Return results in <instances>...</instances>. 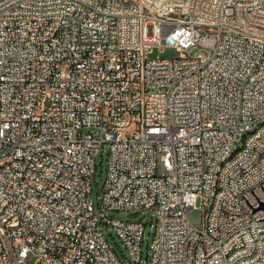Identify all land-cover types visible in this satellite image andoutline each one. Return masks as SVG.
Masks as SVG:
<instances>
[{
    "label": "built area",
    "instance_id": "obj_1",
    "mask_svg": "<svg viewBox=\"0 0 264 264\" xmlns=\"http://www.w3.org/2000/svg\"><path fill=\"white\" fill-rule=\"evenodd\" d=\"M0 160V264H264V0H0Z\"/></svg>",
    "mask_w": 264,
    "mask_h": 264
},
{
    "label": "rangeland",
    "instance_id": "obj_2",
    "mask_svg": "<svg viewBox=\"0 0 264 264\" xmlns=\"http://www.w3.org/2000/svg\"><path fill=\"white\" fill-rule=\"evenodd\" d=\"M179 55H180V51H178L174 47H169V46H164L161 48L155 47L151 52L152 57H156V56L175 57ZM107 157H108V147L105 144L103 147H101L100 151L97 153L96 169L92 176V198L96 210H98V208H102L103 206L101 197L103 193V183L106 178ZM104 213L114 219H122V220L143 219V221L146 222L145 236L142 245L144 252V260L142 263H145L146 262L145 255L147 253L150 242L155 232L154 211L151 212L149 208H135L130 210L105 209ZM188 217L195 225L202 226L203 212L200 208L197 207L189 210ZM103 230L106 234V237L110 245L117 251L120 257L124 258L125 255L128 254V252L122 240L117 235L115 229L112 227V225L104 224Z\"/></svg>",
    "mask_w": 264,
    "mask_h": 264
},
{
    "label": "bare ground",
    "instance_id": "obj_3",
    "mask_svg": "<svg viewBox=\"0 0 264 264\" xmlns=\"http://www.w3.org/2000/svg\"><path fill=\"white\" fill-rule=\"evenodd\" d=\"M195 1V0H188ZM167 2V0H154V4H163ZM105 30V23L96 22L88 27V29L84 30V37H93L95 34H99L100 31ZM5 167H8V160H0V170H3Z\"/></svg>",
    "mask_w": 264,
    "mask_h": 264
},
{
    "label": "water",
    "instance_id": "obj_4",
    "mask_svg": "<svg viewBox=\"0 0 264 264\" xmlns=\"http://www.w3.org/2000/svg\"><path fill=\"white\" fill-rule=\"evenodd\" d=\"M148 257V253L146 254V258Z\"/></svg>",
    "mask_w": 264,
    "mask_h": 264
}]
</instances>
